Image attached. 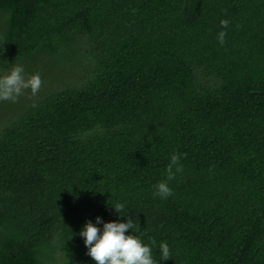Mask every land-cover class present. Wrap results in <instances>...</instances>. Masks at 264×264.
Wrapping results in <instances>:
<instances>
[{"label":"trees","instance_id":"1","mask_svg":"<svg viewBox=\"0 0 264 264\" xmlns=\"http://www.w3.org/2000/svg\"><path fill=\"white\" fill-rule=\"evenodd\" d=\"M14 64L43 85L0 114V264H96L97 217L157 264H264V0H0Z\"/></svg>","mask_w":264,"mask_h":264},{"label":"clouds","instance_id":"2","mask_svg":"<svg viewBox=\"0 0 264 264\" xmlns=\"http://www.w3.org/2000/svg\"><path fill=\"white\" fill-rule=\"evenodd\" d=\"M229 20L222 19L220 25L223 29L229 26ZM226 31H220L217 34L219 43L225 44ZM43 85V80L39 73L26 75L23 66L14 64L8 72L0 74V101H11L15 103L26 90H30L32 96H36ZM186 156V153L183 154ZM181 154L173 153L170 156V163L167 165V179L158 182L154 195L161 198H167L172 195V189L168 182L175 178L176 172H181L183 166L180 163ZM175 167V172L173 168ZM115 211L120 214L124 205L117 203ZM94 224L90 220L85 223L79 233L84 238L85 246L88 249L87 254L96 261V264H157L153 259L152 247L133 234L126 235L127 230L136 228L139 225L133 224L128 218L127 222H102L100 217L96 218ZM103 223V228L97 224ZM151 244L155 245V238H150ZM161 259L167 260L171 257L169 246L166 242L159 245Z\"/></svg>","mask_w":264,"mask_h":264},{"label":"rangeland","instance_id":"3","mask_svg":"<svg viewBox=\"0 0 264 264\" xmlns=\"http://www.w3.org/2000/svg\"><path fill=\"white\" fill-rule=\"evenodd\" d=\"M67 62H68V60H65L63 64L61 63L62 64L61 66L64 69V72L71 73V71H72L73 73H75L77 71L75 68H77L78 66L76 64H71V65L68 64L67 65L66 64ZM69 68H71V69H69ZM37 73H39L40 76L42 77L43 74L41 72H37ZM26 75H31V74L26 73ZM54 76L56 77V74L53 73L52 77H47L46 80L49 82V86H51L52 84H57L60 82V81L53 80ZM40 90H42V87ZM25 97L32 98L30 90H26L25 94L21 95L15 103H13L11 101H0V114H5V113L8 114V111H10V109L12 110L14 107H16L15 104H19L20 102L23 101V99H27ZM3 112H5V113H3ZM57 263H61V262H57Z\"/></svg>","mask_w":264,"mask_h":264}]
</instances>
